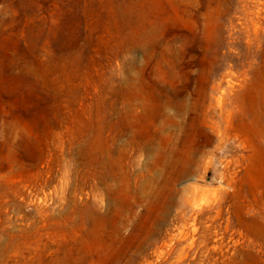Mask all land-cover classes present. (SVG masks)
<instances>
[{
    "label": "rangeland",
    "instance_id": "rangeland-1",
    "mask_svg": "<svg viewBox=\"0 0 264 264\" xmlns=\"http://www.w3.org/2000/svg\"><path fill=\"white\" fill-rule=\"evenodd\" d=\"M0 264H264V0H0Z\"/></svg>",
    "mask_w": 264,
    "mask_h": 264
}]
</instances>
